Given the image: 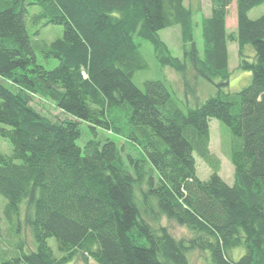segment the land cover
<instances>
[{"label":"trees","instance_id":"1","mask_svg":"<svg viewBox=\"0 0 264 264\" xmlns=\"http://www.w3.org/2000/svg\"><path fill=\"white\" fill-rule=\"evenodd\" d=\"M234 1L236 31L226 18ZM264 0H210L201 19L202 52L193 39L192 10L184 0H0V195L4 218L19 220L23 208L36 249L2 264H64L79 257L98 264H192L191 251L208 250L209 264H264V14L248 11ZM38 6L31 13L30 6ZM58 24L62 35L38 43L37 63L27 19ZM178 25L180 59L159 37ZM136 37L150 41L161 65L178 72L186 91L204 78L214 94L183 110L162 80H132L146 67ZM228 41L238 45V66L250 71L237 92L226 89ZM254 50L249 60L246 48ZM51 100L67 114L52 119L32 104V95ZM232 135L233 183L220 175L209 149V120ZM93 137L78 144L80 123ZM124 138L136 154L122 152L110 135ZM199 157L211 169L196 172ZM156 222L152 225L147 217ZM184 226L175 237L160 219ZM53 237L63 253L47 243ZM244 252L233 259L232 251Z\"/></svg>","mask_w":264,"mask_h":264},{"label":"rangeland","instance_id":"2","mask_svg":"<svg viewBox=\"0 0 264 264\" xmlns=\"http://www.w3.org/2000/svg\"><path fill=\"white\" fill-rule=\"evenodd\" d=\"M185 5L189 6L192 10L193 19V39L196 47L202 52V36H201V19L204 15L210 13V0H184ZM31 13L38 11V6H30ZM264 14V4L257 5L248 11V16L255 19ZM236 10L234 1L229 6L226 18V27L229 32L236 31ZM27 30L34 45L37 63L42 64L44 67L50 69L57 65L58 60L55 57H44L40 52L38 43L50 42L56 37L62 35V27L58 24H46L40 22L36 25L32 24L30 19H27ZM159 37L167 44L172 55L183 58L182 44L180 40V28L178 25H172L162 28L158 31ZM139 43V51L142 60L146 63V67L138 68L132 76L133 82L140 87L144 88V81L162 80L167 85L169 84L174 96L178 100L179 106L186 110L193 108L203 102L208 96L216 91V86L204 78L194 80L193 73L188 70L186 79L192 84L195 83V90L193 92L186 91L183 85V78L181 75L166 65H161L154 55V47L152 43L144 38L136 37ZM228 67L230 70V78L225 90L229 92H237L244 85L249 82L250 71L242 69L238 66V45L236 41H228ZM246 55L249 60L254 57V50L248 46L246 48ZM31 104L41 113L49 116L52 119L67 118V114L61 111L49 99L39 95H32ZM210 125V151L220 160V175L228 184L233 183V165L230 161V146L232 135L229 128L216 118L209 120ZM81 137L78 140L79 145H83L84 141L93 137L92 132L85 122L80 123ZM99 136L110 135L119 145H125V150L122 152L123 157L127 160V153L136 154V147L131 143L126 142L124 138L109 134L108 131L98 129ZM0 151L9 154L11 151V144L8 140L0 136ZM196 158V172L197 175L206 180L211 169L199 157ZM5 205V198L0 195V264L4 259L16 256L21 251L27 252L36 249V243L32 236L29 226L25 224V213L23 208L19 214V220L15 219L13 222H8L3 215V207ZM147 217V216H146ZM148 221L156 226V222L147 217ZM160 224L165 225L175 237L189 236L190 232L184 226H180L173 221L167 220L166 217L160 219ZM47 243L51 247L53 254L57 257L62 256V252L58 249L57 242L53 237L47 238ZM244 252L242 247L236 248L232 251L233 259H237ZM188 258L192 264H209L210 253L205 251H191L188 253ZM64 264H98L93 259L89 258L88 261H83L79 257L65 262Z\"/></svg>","mask_w":264,"mask_h":264},{"label":"bare ground","instance_id":"3","mask_svg":"<svg viewBox=\"0 0 264 264\" xmlns=\"http://www.w3.org/2000/svg\"><path fill=\"white\" fill-rule=\"evenodd\" d=\"M180 40H181V38H180Z\"/></svg>","mask_w":264,"mask_h":264}]
</instances>
